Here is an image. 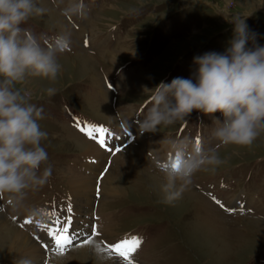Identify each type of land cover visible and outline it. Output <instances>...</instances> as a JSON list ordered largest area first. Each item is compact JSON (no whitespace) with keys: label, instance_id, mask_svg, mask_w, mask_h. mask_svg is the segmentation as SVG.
<instances>
[{"label":"rangeland","instance_id":"obj_1","mask_svg":"<svg viewBox=\"0 0 264 264\" xmlns=\"http://www.w3.org/2000/svg\"><path fill=\"white\" fill-rule=\"evenodd\" d=\"M36 3L47 11L29 18L21 27L40 39L42 46L46 39L57 34H70V47L58 56L64 66L55 82L29 77L28 82L17 86L31 94V103L43 109L39 124L47 137L42 144L49 146L46 151L58 153L55 159L60 163L73 161L89 146L87 140L73 133L66 112L75 117V122H83L81 115H84L98 123L110 124L104 107L107 98L98 94L94 83L102 74L111 80L114 66L141 69V74L146 72L148 77L143 80L151 88L176 77L190 78L198 67L194 57L225 51L233 37L230 27H234L232 20L236 18L244 20L251 37L246 48L264 45V0H83L85 9L94 6L97 15L92 20L87 44L70 21L77 20L78 15L70 18L61 15L69 0H36ZM134 8L139 12L130 11ZM222 10L227 12L224 19ZM110 34L122 36L120 44L127 51L116 52L111 47L113 38L106 41ZM106 55L111 56V61ZM81 56L88 60L70 68L74 57ZM118 80L114 81L115 86ZM121 83L123 80L118 88L120 100L140 103L152 96V92L141 95L122 88L132 82ZM48 87L56 88V94L47 96L44 90ZM213 118L223 119L220 112L209 116L193 110L185 117L186 122L161 124L154 134L168 131L173 133L171 137L180 130L181 134L202 138L205 143L208 132L215 127ZM208 143V147L217 144L213 140ZM217 151L223 163L196 172L192 183L173 204L161 202L164 177L157 161L141 152L131 157L118 156L109 168L113 173L111 182L124 194L108 199L111 202L107 208L115 210L112 223L108 232L94 243L105 247L115 242L117 236L126 234L142 238L141 245L132 253L133 264H264V133L250 146H220ZM119 162L122 167L117 166ZM214 182L226 190L213 186ZM245 188L251 189L252 197L243 202L250 205L235 208L232 194L237 195ZM91 249L88 256L75 249L65 252L62 263L121 264L122 258L116 254ZM15 253L17 250L11 252L0 244V260L7 257L12 260Z\"/></svg>","mask_w":264,"mask_h":264},{"label":"clouds","instance_id":"obj_2","mask_svg":"<svg viewBox=\"0 0 264 264\" xmlns=\"http://www.w3.org/2000/svg\"><path fill=\"white\" fill-rule=\"evenodd\" d=\"M83 0H69L61 15L84 16ZM47 9L36 0H0V197L5 194L19 204L27 191L46 185L52 167L42 146L47 133L39 120L43 109L31 103V94L22 85L29 77L55 82L61 73L58 56L70 47V34L40 39L21 25ZM138 13L139 9L130 10ZM233 37L223 53L207 52L193 58L198 66L190 78L176 77L160 82L152 92V106L139 122L141 133L156 132L158 126L184 121L193 110L212 116L211 140L216 147L184 139H162L167 147L157 167L163 174L162 203L173 204L192 183V177L223 160L218 147L250 146L264 133V45L246 48L251 38L244 20L236 18ZM57 89L48 87L47 96ZM36 216L38 209H26Z\"/></svg>","mask_w":264,"mask_h":264},{"label":"bare ground","instance_id":"obj_3","mask_svg":"<svg viewBox=\"0 0 264 264\" xmlns=\"http://www.w3.org/2000/svg\"><path fill=\"white\" fill-rule=\"evenodd\" d=\"M87 21L88 20L86 19V21L83 22L82 25L80 26V29H79L80 32H86V30L84 29V26L87 23ZM93 27H94V25H93ZM119 48H121L122 52L127 51L126 48H124L122 46H119ZM128 52H130V51H128ZM85 55H87V54H85ZM76 57H78V56H76ZM76 57H74V59H73L74 61L70 65V68H72V69L76 68L80 64L82 65V63H84L85 61L88 60L84 56H81L79 58H76ZM102 58H103V56H102ZM61 66H64V65L62 64ZM145 74H146V72H144V75ZM26 82H28V81H26ZM31 89L29 88V90H31ZM132 127L134 128L135 125H133ZM155 140H159L161 142V139H155ZM140 143H144V145H146L147 147L154 149V152L156 154H160V153L164 154V152L167 153V150H165L166 146L163 143H159L158 141H146L144 139H141ZM225 148L226 147H223L224 150H225ZM88 152L91 154L90 157H96V158H93L90 160V162H87L86 161L87 157H86L83 164L81 165L80 169L77 171H74L75 173H72L69 177V180H68V182L71 183V187H72V190L74 193V197H75L76 203L78 205H83V204L86 205L87 203H89V200L91 199L90 187L94 186V179H92V176H91L92 174H90V173L92 171L98 172L99 165L101 163H102L101 166L103 165L104 157L106 156V154L104 152H102L101 150H99L95 145H93V147L91 149L89 148ZM113 187H114L115 191L124 194V190H122L121 188L119 189L117 186H113ZM112 191L113 190L111 188H110V190H108V192H112ZM0 244L3 245L4 248H6L7 250H9L11 252H14L15 250H17V253H18L21 250L28 247V245H31L32 241L29 239V237H27L25 235V233L22 230L17 228L12 223L8 222L5 218H3L2 215H0ZM75 250H77V251L81 252V254H85L87 256L89 255V253H92V251H93L91 249V247L87 244H83V245L75 248Z\"/></svg>","mask_w":264,"mask_h":264},{"label":"snow or ice","instance_id":"obj_4","mask_svg":"<svg viewBox=\"0 0 264 264\" xmlns=\"http://www.w3.org/2000/svg\"><path fill=\"white\" fill-rule=\"evenodd\" d=\"M87 39L85 40V44H87ZM75 126L78 130L84 133L90 139L95 140L102 148H106L109 151L112 149L108 146L107 140L114 139L111 132L101 126L96 125L91 122H81L77 121ZM199 143V141L197 142ZM120 149L116 148L115 152H119ZM108 169H105L106 172ZM103 176V173H101ZM100 194L99 184L97 185V195ZM215 199V197H213ZM219 204L220 201L216 200ZM223 206V205H221ZM231 210V209H230ZM67 211L71 213L73 211L72 206L69 205ZM52 217H57L51 225H40L43 228L51 241L54 244V249L60 253L66 250V247L72 245L74 243V238L76 237L77 233L76 230L73 229V217L68 216L65 218L63 223L58 218V214L55 210L49 213ZM31 221L26 220L25 223H30ZM100 233L97 231V226L93 223L90 225L89 235L86 238H82V243L84 244H93L95 237L99 236ZM142 238L137 236H125L124 238L116 241L115 243L106 244L105 247H100L97 245V251L104 252L108 251L109 254H116L121 260V264H133L132 261V253L141 245Z\"/></svg>","mask_w":264,"mask_h":264}]
</instances>
